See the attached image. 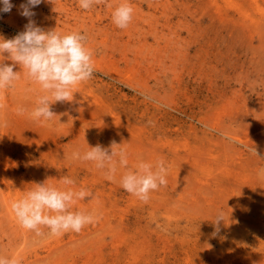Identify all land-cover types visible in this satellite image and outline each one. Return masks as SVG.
Returning a JSON list of instances; mask_svg holds the SVG:
<instances>
[{"label": "rangeland", "instance_id": "obj_1", "mask_svg": "<svg viewBox=\"0 0 264 264\" xmlns=\"http://www.w3.org/2000/svg\"><path fill=\"white\" fill-rule=\"evenodd\" d=\"M122 2L85 11L78 0H43L32 9L45 30L86 33L94 73L72 102L50 106V121L31 117L44 93L19 65L22 78L0 94V256L19 264H264V0H129L133 20L120 29L112 13ZM11 3L0 12L6 39L28 23L26 0ZM18 106L28 111L18 115ZM113 141L128 165L116 157L112 180L72 158ZM161 159L167 185L147 203L122 188L126 171ZM64 176L92 194L73 210L99 221L61 236L22 228L11 203L35 183L62 187Z\"/></svg>", "mask_w": 264, "mask_h": 264}, {"label": "clouds", "instance_id": "obj_2", "mask_svg": "<svg viewBox=\"0 0 264 264\" xmlns=\"http://www.w3.org/2000/svg\"><path fill=\"white\" fill-rule=\"evenodd\" d=\"M43 0H26L20 5V14L28 18L24 31L12 38L0 36V94L5 90L14 89L21 77V71H14L19 65L23 70V77L39 84L44 93L36 100V107L30 115L36 121L43 119L50 121L57 116L51 105L57 102H72L74 88L90 80L94 73L93 51L87 47L88 37L81 31L61 34L56 30H45L32 19L35 13L32 9L40 5ZM3 7L0 12L8 13L14 7L11 0H0ZM79 7L85 11L100 4L101 0H78ZM134 9L129 0H123L112 13L113 23L120 29H126L133 20ZM7 54V56H5ZM10 60L7 64L4 61ZM3 95H0V111L5 108ZM17 114L28 111L18 106ZM7 126V122L0 118V127ZM86 152L74 151L73 159L91 161L97 169H106L107 178L112 180L117 171L116 157L122 167L128 165L126 150L113 141L109 147L97 144L89 147ZM255 154L257 152L253 149ZM168 168L166 161L158 160L154 165L140 162L135 170L129 169L121 177L122 188L147 203L150 194L167 185ZM48 181V180H47ZM35 183V187L28 190L22 198L11 203L12 211L20 224L36 236H44L43 228L49 231L47 235L61 236L69 231L80 233L90 224L97 223L98 215L83 210H73V205L92 194L81 187L75 190L76 181L69 176L62 177L59 182L62 187L47 183ZM224 221L222 210L217 213L214 224ZM219 229L217 228V231ZM0 264H19L16 258L0 256Z\"/></svg>", "mask_w": 264, "mask_h": 264}]
</instances>
